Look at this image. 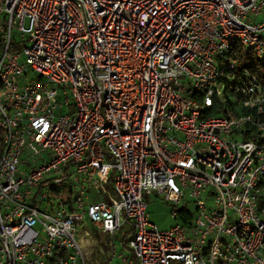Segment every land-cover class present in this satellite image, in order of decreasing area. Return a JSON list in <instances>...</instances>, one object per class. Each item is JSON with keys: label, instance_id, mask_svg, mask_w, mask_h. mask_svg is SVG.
<instances>
[{"label": "built area", "instance_id": "built-area-1", "mask_svg": "<svg viewBox=\"0 0 264 264\" xmlns=\"http://www.w3.org/2000/svg\"><path fill=\"white\" fill-rule=\"evenodd\" d=\"M238 49L264 63V0H0V264H95L88 237L102 264H264Z\"/></svg>", "mask_w": 264, "mask_h": 264}, {"label": "rangeland", "instance_id": "rangeland-1", "mask_svg": "<svg viewBox=\"0 0 264 264\" xmlns=\"http://www.w3.org/2000/svg\"><path fill=\"white\" fill-rule=\"evenodd\" d=\"M189 207L191 210H194V205L192 203L189 204ZM172 209L173 205L171 203L164 201L154 193H152L147 200V216L150 221L161 229H166L175 222V219L171 216ZM95 237L98 238L99 235L95 234ZM80 243L84 246V251L87 254L90 263H103L104 254L107 252L108 248L106 244L102 243L101 245L104 248V252L102 253L99 250L97 243L93 241L91 237L82 239ZM122 249L125 250L124 248H121V250Z\"/></svg>", "mask_w": 264, "mask_h": 264}, {"label": "trees", "instance_id": "trees-1", "mask_svg": "<svg viewBox=\"0 0 264 264\" xmlns=\"http://www.w3.org/2000/svg\"><path fill=\"white\" fill-rule=\"evenodd\" d=\"M237 54V62L240 66L246 65V64H252L255 69L259 72V77L264 78V63H261L257 59H255L253 56H251L249 53L238 49L236 51ZM211 112V111H210Z\"/></svg>", "mask_w": 264, "mask_h": 264}]
</instances>
